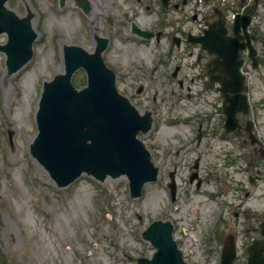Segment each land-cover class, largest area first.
Listing matches in <instances>:
<instances>
[{"label":"rangeland","instance_id":"rangeland-1","mask_svg":"<svg viewBox=\"0 0 264 264\" xmlns=\"http://www.w3.org/2000/svg\"><path fill=\"white\" fill-rule=\"evenodd\" d=\"M87 1L86 13L75 0L63 7L58 0L7 3L21 17L34 13L32 25L38 37L32 59L14 74L8 73L7 57L0 52V264H137L139 258L150 259L155 253L143 233L160 219L174 225L173 237L186 262L220 264L223 243L233 235L238 252L235 264H246L250 237L245 230L264 215V167L241 148L240 141L216 137L215 121L202 123L206 135L198 142L199 120L190 119L195 112L203 118L215 113L211 105L216 104L217 94L204 89L207 78L196 77V56L190 46L175 47L168 59V45L140 44L125 33L117 35L113 18L120 0ZM139 20L147 24L150 19L143 15ZM193 26L187 14L185 28ZM96 37L109 39L103 59L116 75L119 93L141 114L152 112L153 127L140 133L139 139L159 168V177L144 186L138 199L131 198L125 176L99 181L82 174L68 187L59 188L30 153L38 134L36 112L43 85L63 73V47L76 45L93 52ZM5 42L6 36L1 35L0 44ZM161 52L164 59L158 57ZM177 65L183 68L178 79H186L191 92H179L177 80L173 81ZM29 77L33 103L30 123L25 124L19 118L18 101L25 98ZM72 83L84 87L85 72L78 71ZM140 83L145 89L137 95ZM252 87L248 119L261 137L264 105L257 102L264 98V83L253 77ZM196 161L202 180L199 188L196 181H189ZM175 169L177 198L172 202L168 184ZM257 170H261L259 180Z\"/></svg>","mask_w":264,"mask_h":264},{"label":"water","instance_id":"water-1","mask_svg":"<svg viewBox=\"0 0 264 264\" xmlns=\"http://www.w3.org/2000/svg\"><path fill=\"white\" fill-rule=\"evenodd\" d=\"M6 2L0 0V34L8 33L10 46H0V50L8 55V72L13 74L32 58L37 34L30 22L34 14L29 12L26 18L19 19L6 8ZM106 46V41H100L94 54L81 47L65 48L64 74L44 84L36 117L39 133L31 145V154L59 187L68 186L83 173L101 181L107 176L127 175L131 195L136 198L141 196L145 183L156 181L158 176L149 151L137 138L139 131L150 130L152 119L149 112L140 116L129 100L118 93L115 74L102 58ZM80 68L87 73V86L77 90L71 78ZM240 110L246 111L234 102L224 108L228 131L237 127L236 111ZM171 187L175 197V186ZM260 229L264 236V222ZM172 230L169 222H154L148 228L144 238L158 251L152 260L142 258L139 264H187L172 238ZM246 251L247 264H264V239L253 240ZM235 259V238L230 236L221 264H234Z\"/></svg>","mask_w":264,"mask_h":264},{"label":"flooded vegetation","instance_id":"flooded-vegetation-1","mask_svg":"<svg viewBox=\"0 0 264 264\" xmlns=\"http://www.w3.org/2000/svg\"><path fill=\"white\" fill-rule=\"evenodd\" d=\"M118 10L113 21L117 35L122 36L125 33L133 42L140 44L168 45V58H171L170 51H174L177 44L179 48L182 45L190 46L191 55L196 56V64L193 67L199 80L207 78L208 74L213 76L215 82L222 80L225 77L223 53H226V70L237 72L246 83L248 95L254 90L250 86L253 77L264 83V0H120ZM187 14L191 15L190 21L194 22L191 30L185 28ZM143 15L150 19L147 24L139 20ZM208 29L213 30L219 39L216 44H211L212 53L204 49L202 44L192 45L187 41L190 34L201 37ZM144 32L150 36L148 39L143 37ZM126 41L129 39L126 38ZM233 55H236L235 59ZM176 67L178 76L174 77L172 74V77L173 81L178 82L179 92H191V87L185 83L186 79H178L183 72L182 66ZM210 88L217 94L214 100L216 112L206 118L197 116L190 119L199 120L198 141L201 142L206 135L202 123L215 121L216 137L220 135L221 139L227 142L240 141L241 148L253 153L259 165L264 167V135L260 137L254 134V128L248 127V117L238 114L241 128L223 138L224 127L221 125L225 122V116L222 109L224 97L220 92L221 85L216 83ZM204 89L208 90L206 86ZM217 104L221 106L217 108ZM257 104L264 105V98ZM252 140L257 142L256 146L251 145ZM248 164L253 166L252 162ZM261 178V170H257L256 179ZM249 179L250 182H255L252 176ZM250 232L260 237L254 229H250Z\"/></svg>","mask_w":264,"mask_h":264},{"label":"bare ground","instance_id":"bare-ground-1","mask_svg":"<svg viewBox=\"0 0 264 264\" xmlns=\"http://www.w3.org/2000/svg\"><path fill=\"white\" fill-rule=\"evenodd\" d=\"M63 71V68L62 70ZM33 81L32 79L29 77L28 79V83H27V86H26V95H25V98L22 99V100H19L18 101V113H19V118L20 120H22V122H24L25 124H29V111L30 109L32 108V99H33ZM5 91H7V93L9 94L10 93V90L8 88H5ZM5 104L8 103V96L6 97V100L4 101ZM32 139V138H31ZM157 198L154 196L152 198V202H156Z\"/></svg>","mask_w":264,"mask_h":264}]
</instances>
